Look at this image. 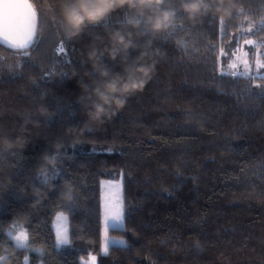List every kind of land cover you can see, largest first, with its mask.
<instances>
[{"label": "trees", "instance_id": "trees-1", "mask_svg": "<svg viewBox=\"0 0 264 264\" xmlns=\"http://www.w3.org/2000/svg\"><path fill=\"white\" fill-rule=\"evenodd\" d=\"M28 1L35 39L22 50L0 44V264H87L90 256L96 264H264V76L225 69L240 42L264 43V0H230L229 16L196 21L181 0H168L176 22L160 34L130 28L131 12L118 9L71 40L63 0ZM116 30L133 32L129 63L149 42L160 50L155 73L110 121L67 135L86 120L77 81L102 83L87 53L103 50ZM102 63L123 67L107 54ZM103 180L121 181L123 212L122 228L107 232L123 244L105 252ZM66 185L71 201L60 196ZM59 213L67 243L57 247ZM13 225L24 244L7 234Z\"/></svg>", "mask_w": 264, "mask_h": 264}, {"label": "clouds", "instance_id": "clouds-1", "mask_svg": "<svg viewBox=\"0 0 264 264\" xmlns=\"http://www.w3.org/2000/svg\"><path fill=\"white\" fill-rule=\"evenodd\" d=\"M168 0H63L61 6L62 29L68 39H76L84 31L96 24L102 23L108 16L118 9H127L131 12L126 17V23L132 29H137L143 23L152 34L167 33L175 24L176 10L166 7ZM180 8L189 21H196L200 17L215 12L227 17L231 12L230 0H181ZM109 45L103 50L92 48L87 53V60L91 70L96 72L102 83L93 84L78 80L81 89L80 101L86 115L85 122L77 129L69 126L67 135L76 131H91L93 126L100 127L110 121L121 109L128 99L138 92H142L146 84L155 73L156 57L162 55L159 49L149 50L148 47L139 50V55L129 63V50H136L133 32L122 33L116 30L109 34ZM115 61L118 57L123 65L120 72H110L102 63L103 56ZM84 77L89 76L85 71ZM75 76V74H74ZM44 117H49V111L44 106L38 109ZM22 145L26 140L21 141ZM46 165L55 168L57 162L47 155L43 157ZM38 174L41 169H38ZM51 175H41L45 187H53ZM42 188H35L34 195L40 196ZM60 196L67 201L73 199L71 185H66Z\"/></svg>", "mask_w": 264, "mask_h": 264}, {"label": "rangeland", "instance_id": "rangeland-1", "mask_svg": "<svg viewBox=\"0 0 264 264\" xmlns=\"http://www.w3.org/2000/svg\"><path fill=\"white\" fill-rule=\"evenodd\" d=\"M246 40L240 42V44L233 51L229 59L226 60L225 69L235 73L243 75H249L251 73H258L264 76V67L260 65L264 64V43L259 44L253 41L252 44H246ZM252 41V40H251ZM233 65L235 67H233ZM122 185L121 181L103 180L101 182V203H102V252H105L110 245H121L123 240L119 238H113L107 235L110 228H122L121 225L113 226L112 222H108L107 228L105 227L106 214H112L117 208L122 210ZM119 202V203H117ZM53 231L56 237V245L60 247L66 244L63 241H67V224L66 216L59 213L56 215L52 225ZM7 234L12 238L15 244L22 245L26 241V234L21 228L12 226ZM122 241V243H121ZM95 258H89L86 261L87 264H96Z\"/></svg>", "mask_w": 264, "mask_h": 264}, {"label": "snow or ice", "instance_id": "snow-or-ice-1", "mask_svg": "<svg viewBox=\"0 0 264 264\" xmlns=\"http://www.w3.org/2000/svg\"><path fill=\"white\" fill-rule=\"evenodd\" d=\"M25 7L28 9V23L26 28L23 30L22 33H18L16 31V29L14 28V26L12 25L11 21L9 20H5V29L3 32V39L6 43L9 44L10 47L13 48H19V49H23L26 48L31 42H32V38L34 36V27L32 25V16H33V12L31 10V5L25 3ZM246 44H252L253 41L251 40H246L245 41ZM64 49H61V52H63ZM233 67H235L233 65ZM260 67H264V64L260 65ZM231 75L235 76L236 73L233 72L231 73ZM256 87H260V85H256ZM262 95H264V91H262L261 93ZM119 203V202H117ZM111 221L112 225L115 227L117 225H123V212L120 208H117L115 210L114 213L112 214H106L105 216V227L107 228L108 226V222ZM63 242H67L66 240ZM122 243V241H121Z\"/></svg>", "mask_w": 264, "mask_h": 264}, {"label": "water", "instance_id": "water-1", "mask_svg": "<svg viewBox=\"0 0 264 264\" xmlns=\"http://www.w3.org/2000/svg\"><path fill=\"white\" fill-rule=\"evenodd\" d=\"M25 3L31 5V3L28 0H0V44H2L3 46L9 49L22 50L19 48L10 47L9 44L4 41L2 34L5 29V20L7 19L11 21L16 31L18 33H22L28 23V15H27L28 9L25 7ZM31 10L33 12L31 22L34 27V36L32 38V42H33L37 34L38 18L36 16V12L32 5H31Z\"/></svg>", "mask_w": 264, "mask_h": 264}, {"label": "crops", "instance_id": "crops-1", "mask_svg": "<svg viewBox=\"0 0 264 264\" xmlns=\"http://www.w3.org/2000/svg\"><path fill=\"white\" fill-rule=\"evenodd\" d=\"M91 258H95L94 256H90ZM95 261V263H96V259L94 260Z\"/></svg>", "mask_w": 264, "mask_h": 264}]
</instances>
